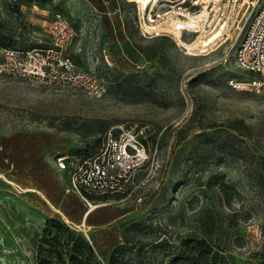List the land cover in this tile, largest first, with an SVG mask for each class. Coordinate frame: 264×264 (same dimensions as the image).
<instances>
[{"label": "rangeland", "instance_id": "rangeland-1", "mask_svg": "<svg viewBox=\"0 0 264 264\" xmlns=\"http://www.w3.org/2000/svg\"><path fill=\"white\" fill-rule=\"evenodd\" d=\"M135 11V0H0V40L11 47L47 46L58 13L78 35L91 30L89 51L73 56L77 36L69 54L99 84L0 74V264H38L56 221L93 247L88 264H195L187 242L205 237L217 264H264V92L233 86L249 77L228 42L187 54L170 36L143 35ZM120 125L149 131L138 188L85 200L57 156L89 157ZM214 178L231 186L230 206Z\"/></svg>", "mask_w": 264, "mask_h": 264}, {"label": "built area", "instance_id": "built-area-1", "mask_svg": "<svg viewBox=\"0 0 264 264\" xmlns=\"http://www.w3.org/2000/svg\"><path fill=\"white\" fill-rule=\"evenodd\" d=\"M134 23L143 35L173 38L187 54L205 53L229 43L236 64L248 73L243 87L264 92V0H135ZM50 43L41 48L0 45V74L55 87L97 89L96 75L84 69L69 53L78 36L73 21L58 13L48 25ZM221 35L213 47L204 40ZM149 131L120 125L107 130L93 155L69 165L57 156L61 170L69 171L70 189L87 200L96 195L131 196L138 188L136 175L150 160Z\"/></svg>", "mask_w": 264, "mask_h": 264}, {"label": "trees", "instance_id": "trees-1", "mask_svg": "<svg viewBox=\"0 0 264 264\" xmlns=\"http://www.w3.org/2000/svg\"><path fill=\"white\" fill-rule=\"evenodd\" d=\"M0 45L11 47L6 45L1 40ZM210 186H217L223 193L229 196L228 204L229 206L231 205V199L233 196H230V185L225 182H221L218 178H214L210 181ZM55 229V232H49L42 240V243L47 245L50 244L52 248L45 249L44 245L40 246L41 252L45 253L41 254L38 264H88L90 259L95 258L93 247L82 235L76 233L61 221L55 222ZM207 236L210 237V233ZM187 249L193 253L197 252L198 259H195V264H200V260L207 263L214 260V264H217L218 255L215 254L211 259L214 247L206 237L202 239H190L187 242ZM46 252L48 255H45ZM49 257L56 259V262L53 263ZM187 258L189 259V257ZM261 258L264 261V248L261 253Z\"/></svg>", "mask_w": 264, "mask_h": 264}, {"label": "crops", "instance_id": "crops-1", "mask_svg": "<svg viewBox=\"0 0 264 264\" xmlns=\"http://www.w3.org/2000/svg\"><path fill=\"white\" fill-rule=\"evenodd\" d=\"M117 12H120V7H118L116 9ZM111 12V10H110ZM122 24L123 26L125 25V22L122 21ZM87 33V35H85ZM88 33L89 35H91V30H88V31H85L83 29H81L80 33H79V37L77 38V40L75 41V43L72 45V54L74 57H82L83 53H87V51H89V48L87 46V44L90 43V37L87 38L88 36ZM95 37H96V34L94 33Z\"/></svg>", "mask_w": 264, "mask_h": 264}, {"label": "bare ground", "instance_id": "bare-ground-1", "mask_svg": "<svg viewBox=\"0 0 264 264\" xmlns=\"http://www.w3.org/2000/svg\"><path fill=\"white\" fill-rule=\"evenodd\" d=\"M138 1H142V2H147L148 0H138ZM221 35V33H214L212 35H210V37H208L207 39L204 40V44L205 46H211L213 47V43H215L216 39ZM217 49V48H216ZM213 50H207L205 53H191V54H195V55H201V54H208Z\"/></svg>", "mask_w": 264, "mask_h": 264}]
</instances>
